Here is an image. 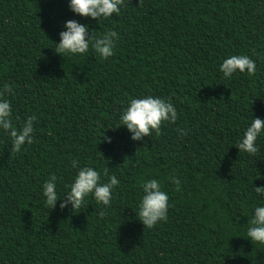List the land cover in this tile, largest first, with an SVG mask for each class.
I'll use <instances>...</instances> for the list:
<instances>
[{
    "label": "trees",
    "instance_id": "obj_1",
    "mask_svg": "<svg viewBox=\"0 0 264 264\" xmlns=\"http://www.w3.org/2000/svg\"><path fill=\"white\" fill-rule=\"evenodd\" d=\"M68 5L0 0V88L13 85L4 98L15 127L37 118L33 143L18 153L0 131V264H264V244L247 237L264 206L254 191L264 187V133L255 157L235 147L252 119H264V0H125L98 21ZM69 19L97 37L115 30L114 54H56ZM230 55H248L255 74L224 78ZM149 95L170 99L178 119L133 141L117 127L120 114ZM79 167L101 182L116 176L111 205L89 195L78 210L60 200L50 209L43 183L55 174L63 196ZM151 179L169 208L149 229L136 213Z\"/></svg>",
    "mask_w": 264,
    "mask_h": 264
},
{
    "label": "clouds",
    "instance_id": "obj_2",
    "mask_svg": "<svg viewBox=\"0 0 264 264\" xmlns=\"http://www.w3.org/2000/svg\"><path fill=\"white\" fill-rule=\"evenodd\" d=\"M142 2V0H139ZM125 0H69V8L81 17H88L95 20L109 19L121 12V6ZM65 31L59 33V43L55 44V53L62 57V54H86L91 47L103 59H108L114 54V40L118 38L115 30H108L102 36H95L90 33L88 25L76 20L69 19L63 24ZM219 71L224 78L228 79L233 74L245 73L254 75L256 72L255 61L248 55H230L225 58L219 66ZM13 94V85L4 84L0 88V131H3L11 139V150L20 152L25 144L33 143L34 122L36 116H28L21 127L17 128L12 122V107L7 95ZM178 119L175 105L170 99L162 97L145 96L133 98L128 106L121 112L117 127L124 126L132 133L133 141L142 140L143 137H151L153 132L157 136L161 134V126L167 123H174ZM181 136L187 135L182 129H178ZM261 133H264V119H252L250 125L243 132L242 138L235 147L239 152L247 153L255 157L259 153L256 141ZM111 142L110 138H104ZM72 167L77 168L79 161L73 160ZM103 174L108 176L107 168ZM57 176L52 174L42 185V194L46 198L45 203L50 209L56 207L57 200H60L59 207L67 208L71 205L72 211L80 209L85 204V198L92 195L98 204L109 207L112 202L113 189L120 181L115 175L108 176L107 182H101V173L92 167H79L73 182L68 186L69 190L63 195L57 192ZM171 182L180 187V180L173 176ZM143 195L138 205L137 219L142 223L143 228H153L160 221H167L169 196L161 188L156 179L147 180L143 183ZM254 191L264 196V187H254ZM99 216L104 217L105 212L100 211ZM247 237L251 243L264 244V206H257L254 215L248 221Z\"/></svg>",
    "mask_w": 264,
    "mask_h": 264
}]
</instances>
